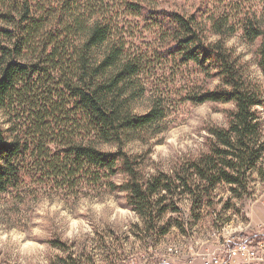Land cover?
<instances>
[{"label": "rangeland", "instance_id": "rangeland-1", "mask_svg": "<svg viewBox=\"0 0 264 264\" xmlns=\"http://www.w3.org/2000/svg\"><path fill=\"white\" fill-rule=\"evenodd\" d=\"M141 1L159 12L193 17L204 44L221 43L237 59L247 82L260 90L257 111L264 135L261 39L250 41L246 35L250 26L263 29L264 0ZM94 4L116 10L111 0ZM117 22L127 50L144 64L127 85L139 95L132 103L134 113L145 115L154 103L164 112L161 121L136 134L124 149L138 164L143 183L166 176L172 179L170 188L153 198V213L141 216L120 189L128 180L120 169L98 182L89 177L96 174L50 179L49 172L38 170L36 177L28 176L17 189L0 195V264H207L226 242L250 243L261 257L264 155L241 188L223 182L211 188L192 170V163L208 155L216 141L212 131L227 129L235 108L189 99L222 87L216 71L179 59L161 60L157 29L122 9ZM97 145L102 151L116 150ZM235 264L263 263L238 259Z\"/></svg>", "mask_w": 264, "mask_h": 264}, {"label": "trees", "instance_id": "trees-1", "mask_svg": "<svg viewBox=\"0 0 264 264\" xmlns=\"http://www.w3.org/2000/svg\"><path fill=\"white\" fill-rule=\"evenodd\" d=\"M94 1L0 0V195L38 170L50 179L96 174L89 177L98 182L120 169L128 177L120 189L145 216L155 211L153 198L169 190L172 179L166 176L143 183L124 149L164 112L158 103L145 115L132 109L139 95L127 85L144 64L126 48L117 24L121 9L159 31L161 60L216 71L222 87L189 99L235 108L228 128L212 131L216 141L192 170L211 188L221 182L243 187L264 155V135L260 90L247 82L237 59L221 43L204 44L193 17L159 12L141 0H111L116 10ZM246 35L261 39L264 76V27L250 26ZM97 144L116 150L102 151Z\"/></svg>", "mask_w": 264, "mask_h": 264}, {"label": "built area", "instance_id": "built-area-1", "mask_svg": "<svg viewBox=\"0 0 264 264\" xmlns=\"http://www.w3.org/2000/svg\"><path fill=\"white\" fill-rule=\"evenodd\" d=\"M227 243L228 242H226V246L220 254H217L218 256L213 253L210 263L207 264H235L238 259H242L250 263L261 262L264 264V251H262V256L260 257L250 243H233L232 246L227 245ZM170 252H172V250Z\"/></svg>", "mask_w": 264, "mask_h": 264}]
</instances>
